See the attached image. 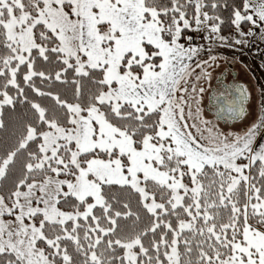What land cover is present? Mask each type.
I'll return each mask as SVG.
<instances>
[{
	"label": "snow or ice",
	"instance_id": "1",
	"mask_svg": "<svg viewBox=\"0 0 264 264\" xmlns=\"http://www.w3.org/2000/svg\"><path fill=\"white\" fill-rule=\"evenodd\" d=\"M228 53L264 57V0H0V264H264Z\"/></svg>",
	"mask_w": 264,
	"mask_h": 264
},
{
	"label": "crops",
	"instance_id": "2",
	"mask_svg": "<svg viewBox=\"0 0 264 264\" xmlns=\"http://www.w3.org/2000/svg\"><path fill=\"white\" fill-rule=\"evenodd\" d=\"M230 57L233 55L238 56L240 60H242L245 64H248L251 68V71L243 70L239 64L233 60L230 63L223 64L224 71L226 74L234 75L240 78L242 82H245L248 80H253L254 84L256 85V88L264 85V68L261 67V64L257 61H254L253 57L251 55H241V54H232L228 53ZM254 77V78H253ZM240 125L237 124L236 130L240 129Z\"/></svg>",
	"mask_w": 264,
	"mask_h": 264
},
{
	"label": "rangeland",
	"instance_id": "3",
	"mask_svg": "<svg viewBox=\"0 0 264 264\" xmlns=\"http://www.w3.org/2000/svg\"><path fill=\"white\" fill-rule=\"evenodd\" d=\"M249 55H251V54H249ZM252 56V55H251ZM253 57V56H252ZM253 59H254V61H257L258 63H259V59H258V57H253ZM261 64V63H260ZM246 83H248L250 86H252V87H254V88H256V85L254 84V81L253 80H247L246 81Z\"/></svg>",
	"mask_w": 264,
	"mask_h": 264
},
{
	"label": "built area",
	"instance_id": "4",
	"mask_svg": "<svg viewBox=\"0 0 264 264\" xmlns=\"http://www.w3.org/2000/svg\"><path fill=\"white\" fill-rule=\"evenodd\" d=\"M259 61L261 62L262 59H264V57H258Z\"/></svg>",
	"mask_w": 264,
	"mask_h": 264
}]
</instances>
